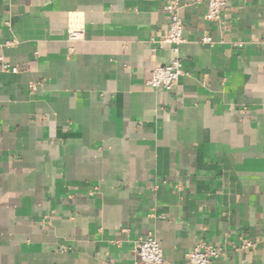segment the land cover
I'll return each instance as SVG.
<instances>
[{
	"label": "crops",
	"instance_id": "obj_1",
	"mask_svg": "<svg viewBox=\"0 0 264 264\" xmlns=\"http://www.w3.org/2000/svg\"><path fill=\"white\" fill-rule=\"evenodd\" d=\"M166 3L0 0V264H264V0H178L177 54Z\"/></svg>",
	"mask_w": 264,
	"mask_h": 264
},
{
	"label": "built area",
	"instance_id": "obj_2",
	"mask_svg": "<svg viewBox=\"0 0 264 264\" xmlns=\"http://www.w3.org/2000/svg\"><path fill=\"white\" fill-rule=\"evenodd\" d=\"M196 1L206 6L204 19L207 22L216 23L221 18L227 0ZM164 11L169 16V26L160 38L159 43L170 46L173 53L177 54L179 47L184 43L183 23L179 15L178 0H167ZM67 32L68 41L72 43L80 41L85 36L84 29L68 30ZM200 43L202 45H212L213 41L209 35L204 34L200 39ZM5 45L0 44V51ZM2 68L5 69L6 67L3 66ZM184 75L182 62L174 58L169 64L155 68L151 72L146 86L156 91H170ZM244 246L249 245L245 244ZM136 254L138 259L135 264H166L159 243L150 235L137 245ZM219 254V249L216 247L199 242L188 252L186 257L189 264H212L219 257Z\"/></svg>",
	"mask_w": 264,
	"mask_h": 264
}]
</instances>
